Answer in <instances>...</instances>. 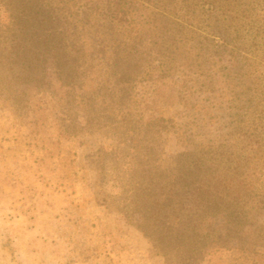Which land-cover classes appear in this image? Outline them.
<instances>
[{
	"label": "rangeland",
	"instance_id": "1",
	"mask_svg": "<svg viewBox=\"0 0 264 264\" xmlns=\"http://www.w3.org/2000/svg\"><path fill=\"white\" fill-rule=\"evenodd\" d=\"M210 5L0 0V264L173 263L129 185L158 191L208 146L248 165L233 180L247 220L199 264H264V0ZM15 46L37 52L28 81Z\"/></svg>",
	"mask_w": 264,
	"mask_h": 264
},
{
	"label": "trees",
	"instance_id": "2",
	"mask_svg": "<svg viewBox=\"0 0 264 264\" xmlns=\"http://www.w3.org/2000/svg\"><path fill=\"white\" fill-rule=\"evenodd\" d=\"M207 2L211 4L207 10L210 15L220 8L221 0H207ZM32 25L33 23L30 24V28ZM13 52L15 56L8 67L9 71L19 81H28L31 74L36 72L34 58L37 52L32 49H19L16 46ZM48 60L49 56L43 52L41 62L44 66ZM25 61L29 63L25 64ZM16 62H20L18 64L20 67L25 65L29 73L15 72L12 66ZM72 80L71 78L70 82ZM262 119L258 117L257 121L262 122ZM253 134L255 142L258 143V134ZM215 149L217 146H208L201 150L199 155L196 150L181 152L179 155L183 158L178 161V166L167 165L163 169V188L158 191L156 187L155 190L149 189L147 186L149 183L143 185L138 180H135L132 186L129 185L128 191L140 198L135 201L136 206L133 210L131 209L140 220L136 224L137 227L144 232L167 261H173L171 264H199L204 248L221 238L244 239V235L241 236V233L234 230L243 228L247 220H245L244 204L241 203L239 196L244 185L241 183L242 180H233L241 174L248 175L249 167L241 161H237L231 167L226 160L217 157L215 152L209 154L216 151ZM205 153L208 155L206 160L202 156ZM166 171L171 178L165 176ZM239 183L241 188L237 187ZM218 190L231 193L232 197L218 200L216 199Z\"/></svg>",
	"mask_w": 264,
	"mask_h": 264
}]
</instances>
